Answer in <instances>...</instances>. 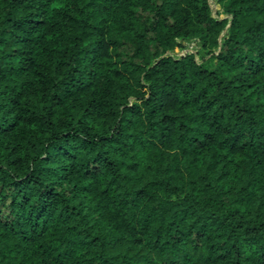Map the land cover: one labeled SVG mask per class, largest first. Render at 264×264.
<instances>
[{
  "label": "trees",
  "instance_id": "1",
  "mask_svg": "<svg viewBox=\"0 0 264 264\" xmlns=\"http://www.w3.org/2000/svg\"><path fill=\"white\" fill-rule=\"evenodd\" d=\"M217 1L0 0V264H264V0Z\"/></svg>",
  "mask_w": 264,
  "mask_h": 264
},
{
  "label": "rangeland",
  "instance_id": "2",
  "mask_svg": "<svg viewBox=\"0 0 264 264\" xmlns=\"http://www.w3.org/2000/svg\"><path fill=\"white\" fill-rule=\"evenodd\" d=\"M209 4L212 11V16L217 20H223L228 18V16L223 12L222 7L218 3L217 0H209ZM186 49H177L174 51V54L177 56H182L186 54H195L198 55V51H200L199 47L195 42H189L184 44Z\"/></svg>",
  "mask_w": 264,
  "mask_h": 264
}]
</instances>
